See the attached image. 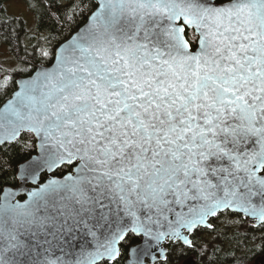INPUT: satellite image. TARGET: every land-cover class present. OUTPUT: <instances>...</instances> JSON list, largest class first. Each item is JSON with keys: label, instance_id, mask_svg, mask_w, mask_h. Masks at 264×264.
<instances>
[{"label": "water", "instance_id": "1", "mask_svg": "<svg viewBox=\"0 0 264 264\" xmlns=\"http://www.w3.org/2000/svg\"><path fill=\"white\" fill-rule=\"evenodd\" d=\"M94 1L0 105V145L36 146L0 193V264L112 262L127 234L124 264H153L219 212L264 222V0Z\"/></svg>", "mask_w": 264, "mask_h": 264}, {"label": "trees", "instance_id": "2", "mask_svg": "<svg viewBox=\"0 0 264 264\" xmlns=\"http://www.w3.org/2000/svg\"><path fill=\"white\" fill-rule=\"evenodd\" d=\"M0 0V44L8 48L21 67L3 72L0 66V105L15 90V79L33 72L36 64H49L55 48L87 19L97 6L94 0H24L35 13V29L30 32L20 18L8 16ZM223 2L227 0H215ZM42 35L43 37H41ZM184 35L192 48L196 35L185 29ZM36 151L35 139L22 133L15 141L0 145V193L5 186H15L18 165ZM71 166L60 167L55 174L62 175ZM45 174L41 179L45 178ZM210 228H197L190 236L191 245L169 242L165 259L153 264H181L192 256L197 264H254L264 250V222L251 224L238 213L222 211L209 219ZM140 238L127 234L119 246L118 257L112 262L98 264H124L131 245Z\"/></svg>", "mask_w": 264, "mask_h": 264}, {"label": "rangeland", "instance_id": "3", "mask_svg": "<svg viewBox=\"0 0 264 264\" xmlns=\"http://www.w3.org/2000/svg\"><path fill=\"white\" fill-rule=\"evenodd\" d=\"M5 13L8 16L20 18L25 21L26 27L30 32L35 29V13L32 11V7L26 4L24 0H8L5 4ZM43 37L42 35H40ZM0 66L3 68V72H10L14 69H18L21 65L15 61L12 53L4 45L0 44Z\"/></svg>", "mask_w": 264, "mask_h": 264}]
</instances>
